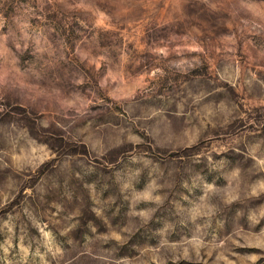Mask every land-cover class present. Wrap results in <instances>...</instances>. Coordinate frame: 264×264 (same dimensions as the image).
Returning a JSON list of instances; mask_svg holds the SVG:
<instances>
[{
	"label": "rangeland",
	"instance_id": "1",
	"mask_svg": "<svg viewBox=\"0 0 264 264\" xmlns=\"http://www.w3.org/2000/svg\"><path fill=\"white\" fill-rule=\"evenodd\" d=\"M0 264H264V0H0Z\"/></svg>",
	"mask_w": 264,
	"mask_h": 264
}]
</instances>
